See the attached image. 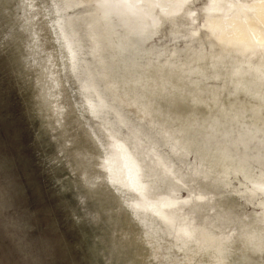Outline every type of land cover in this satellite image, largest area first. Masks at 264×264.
I'll use <instances>...</instances> for the list:
<instances>
[{
  "label": "rangeland",
  "instance_id": "1",
  "mask_svg": "<svg viewBox=\"0 0 264 264\" xmlns=\"http://www.w3.org/2000/svg\"><path fill=\"white\" fill-rule=\"evenodd\" d=\"M140 1L0 0V173L36 259L264 264V51L209 30L264 0Z\"/></svg>",
  "mask_w": 264,
  "mask_h": 264
},
{
  "label": "bare ground",
  "instance_id": "2",
  "mask_svg": "<svg viewBox=\"0 0 264 264\" xmlns=\"http://www.w3.org/2000/svg\"><path fill=\"white\" fill-rule=\"evenodd\" d=\"M176 1L177 0H171V2H173V5H174L172 9L177 7L175 6L177 5ZM220 1L221 0H214L213 9L215 11H220L223 8L222 3L220 4ZM140 2H141L140 4L136 2V5L138 6V8L140 6V9L142 11L143 10L146 11V7L148 4L154 5L156 3L155 0H143ZM256 15L259 21H262L264 23V1L256 5ZM259 21L253 17L248 16V22H246L240 17L239 14H237L233 19L228 21L229 27H227L226 24L224 23V19L222 17L216 16L215 18L210 20L209 30L213 33L217 31H221V35L219 36V44L223 48L228 47L230 49L235 48L236 50H239V51L243 50L244 52L248 53L251 59H256L258 57L256 53L257 46L259 45V47L264 51V25H262ZM258 58L260 59V62L261 61L264 62V59H261V57H258ZM174 210L177 211V209H174Z\"/></svg>",
  "mask_w": 264,
  "mask_h": 264
},
{
  "label": "water",
  "instance_id": "3",
  "mask_svg": "<svg viewBox=\"0 0 264 264\" xmlns=\"http://www.w3.org/2000/svg\"><path fill=\"white\" fill-rule=\"evenodd\" d=\"M0 264H39L1 173Z\"/></svg>",
  "mask_w": 264,
  "mask_h": 264
}]
</instances>
